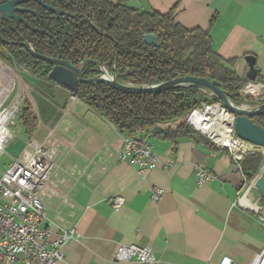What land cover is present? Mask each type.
<instances>
[{
	"label": "crops",
	"instance_id": "1",
	"mask_svg": "<svg viewBox=\"0 0 264 264\" xmlns=\"http://www.w3.org/2000/svg\"><path fill=\"white\" fill-rule=\"evenodd\" d=\"M124 1L140 11H174L186 29L209 30L214 49L233 60L241 76L249 69L246 57L254 56L256 81L264 83V1ZM11 61L4 62L7 74L0 73V84L13 78L8 103L20 100L22 110L20 66ZM81 103L85 108L67 110L55 126L39 122L49 140H28L55 149L44 196L47 219L40 228L47 231L48 246L65 230L71 234L57 264H138L115 259L120 245L131 243L150 246L157 264H221L225 258L252 263L264 247V196L247 175L250 154L238 165L203 134L169 139L142 132L158 157L157 166L142 176L119 158L123 135ZM196 166L211 170L214 178L198 185ZM155 186L165 191L158 201L152 198ZM116 197L124 198L119 208Z\"/></svg>",
	"mask_w": 264,
	"mask_h": 264
},
{
	"label": "trees",
	"instance_id": "2",
	"mask_svg": "<svg viewBox=\"0 0 264 264\" xmlns=\"http://www.w3.org/2000/svg\"><path fill=\"white\" fill-rule=\"evenodd\" d=\"M8 1V0H4ZM3 1V2H4ZM61 10L58 16L36 1L21 6L27 23L4 20L0 24V50L29 75L50 80L52 64L36 58L35 52L84 64L90 75L102 74L101 65L121 83L149 85L181 76L217 80L237 105L243 101L240 92L250 82L247 76L233 70L234 61L226 60L213 47L209 30H189L175 19V12L161 14L140 11L124 0H44ZM146 34H154L159 46L145 43ZM204 88L198 85L169 88L157 92L124 93L105 83H81L78 100L111 123L123 136H155L177 139L202 134L186 122L197 106L209 102ZM214 101L218 100L215 98ZM252 106L260 102L251 100ZM29 131L36 127L30 108L21 111ZM253 121L264 128V114ZM247 173L252 180L264 166V155L250 154Z\"/></svg>",
	"mask_w": 264,
	"mask_h": 264
},
{
	"label": "built area",
	"instance_id": "3",
	"mask_svg": "<svg viewBox=\"0 0 264 264\" xmlns=\"http://www.w3.org/2000/svg\"><path fill=\"white\" fill-rule=\"evenodd\" d=\"M4 0H0V3ZM264 1V0H262ZM0 73L7 74L5 63L0 59ZM10 78L0 84V158L13 140V123L21 110L20 100L8 103L15 89ZM241 97L264 102V83L248 82L240 92ZM248 107L252 105L242 104ZM196 131L208 137L215 144L226 148L239 165L251 151L259 150L250 142L241 139L234 127L235 115L218 101L205 102L192 109L186 120ZM225 140V141H223ZM119 158L138 167L142 176L153 170L158 157L152 144L141 136H123ZM54 147L28 142L19 156L13 158L0 176V264H57L63 257L62 245L71 236L66 230L48 246L47 231L40 224L47 219L44 196L48 181L53 173ZM198 185L214 178L211 170L195 167ZM152 198L160 200L165 191L152 187ZM123 197L113 202L119 208ZM120 262L136 261L138 264H157L150 246L136 243L120 245L115 253ZM221 264H236L225 258ZM251 264H264V247Z\"/></svg>",
	"mask_w": 264,
	"mask_h": 264
},
{
	"label": "water",
	"instance_id": "4",
	"mask_svg": "<svg viewBox=\"0 0 264 264\" xmlns=\"http://www.w3.org/2000/svg\"><path fill=\"white\" fill-rule=\"evenodd\" d=\"M27 1H36L43 7L56 13L58 16L64 14L61 10L54 8L53 6L44 2V0H8L0 3V24L4 20H16L27 24V21L21 17L19 11H31L21 5ZM145 43L149 45L159 46V42L154 34H146L144 37ZM24 45L31 51V53L38 59L50 62L53 64V68L50 71L49 77L61 86H64L71 91L73 96H77L79 93V86L81 83H105L112 88L124 92V93H145V92H157L163 91L169 88L198 85L204 88L207 93V100L213 102L216 98L223 107L229 112L235 115L234 127L237 135L259 150L251 151V154L260 152L264 155V128L253 121L254 116H260L264 114V102L251 107H244L242 105L235 104L225 91L221 88V83L217 80H208L197 76H181L169 81H164L149 85H134L131 83H121L117 80L116 73L112 75L105 66L101 65L103 74L95 76L91 79L84 77V72L80 67H76L69 61L62 59L61 57H50L35 52L34 48L29 44ZM246 61L249 69L246 73L247 77L251 81H256L258 76V69L256 67V58L254 56H247ZM253 186L258 188L261 194L264 196V166L255 176L253 180Z\"/></svg>",
	"mask_w": 264,
	"mask_h": 264
},
{
	"label": "rangeland",
	"instance_id": "5",
	"mask_svg": "<svg viewBox=\"0 0 264 264\" xmlns=\"http://www.w3.org/2000/svg\"><path fill=\"white\" fill-rule=\"evenodd\" d=\"M0 59L4 62L11 61L7 54L2 50H0ZM11 62L13 63V61ZM13 65V67L17 66L15 64ZM17 69L21 80V88L24 87L25 89L24 92H21L20 88L19 92L21 95L20 97H24L22 109L26 106L30 108L31 117L35 120L36 127L34 130L32 129V131H29L21 118V114L18 116L15 121L16 124L12 128V143L1 156L0 170L5 169L13 158L20 155L27 146L28 140L41 139V141H43L42 143H44L49 138L45 136L42 128L39 129V122L42 126H55L65 118L67 110H79L84 107L80 100H77L76 96L72 95L70 90L59 85L52 79L41 80L35 77L33 78L31 75L23 71L21 67L17 66ZM109 74L112 75L110 71ZM240 98L243 101L240 105H251L250 99H245L241 97V95ZM52 146L54 147V145Z\"/></svg>",
	"mask_w": 264,
	"mask_h": 264
},
{
	"label": "flooded vegetation",
	"instance_id": "6",
	"mask_svg": "<svg viewBox=\"0 0 264 264\" xmlns=\"http://www.w3.org/2000/svg\"><path fill=\"white\" fill-rule=\"evenodd\" d=\"M59 57H61V56H59ZM62 58V57H61ZM62 59H64V58H62ZM66 60V59H65ZM68 61V60H67ZM71 63V62H70ZM87 63V62H86ZM86 63H84V64H86ZM73 64V63H72ZM84 64H81V65H75V64H73V65H75L76 67H80L81 68V70L84 72V77L85 78H88V79H91V78H93V77H95V76H98V75H101V74H95V75H90V74H88L87 73V71H85V69H84V67H85V65ZM52 68H53V64H52ZM102 74H103V72H102Z\"/></svg>",
	"mask_w": 264,
	"mask_h": 264
},
{
	"label": "bare ground",
	"instance_id": "7",
	"mask_svg": "<svg viewBox=\"0 0 264 264\" xmlns=\"http://www.w3.org/2000/svg\"><path fill=\"white\" fill-rule=\"evenodd\" d=\"M242 106H244V107H248V106H246V105H242ZM223 141H225V140H223Z\"/></svg>",
	"mask_w": 264,
	"mask_h": 264
},
{
	"label": "clouds",
	"instance_id": "8",
	"mask_svg": "<svg viewBox=\"0 0 264 264\" xmlns=\"http://www.w3.org/2000/svg\"><path fill=\"white\" fill-rule=\"evenodd\" d=\"M251 81V80H250Z\"/></svg>",
	"mask_w": 264,
	"mask_h": 264
}]
</instances>
